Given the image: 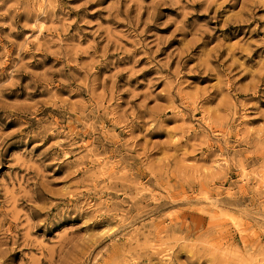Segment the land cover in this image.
Instances as JSON below:
<instances>
[{"label": "rangeland", "instance_id": "obj_1", "mask_svg": "<svg viewBox=\"0 0 264 264\" xmlns=\"http://www.w3.org/2000/svg\"><path fill=\"white\" fill-rule=\"evenodd\" d=\"M0 264H264V0H0Z\"/></svg>", "mask_w": 264, "mask_h": 264}]
</instances>
